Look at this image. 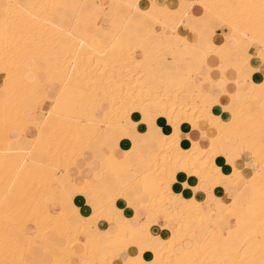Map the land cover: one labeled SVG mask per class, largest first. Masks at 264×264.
Returning <instances> with one entry per match:
<instances>
[{"label": "bare ground", "instance_id": "6f19581e", "mask_svg": "<svg viewBox=\"0 0 264 264\" xmlns=\"http://www.w3.org/2000/svg\"><path fill=\"white\" fill-rule=\"evenodd\" d=\"M82 1L3 0L0 264H114L123 257V264H264V172L256 169L244 175L242 169L248 166L240 153L249 152L264 166V114L255 116L245 102L235 106L243 86L222 88L218 98L195 79L201 73L203 81L216 89L218 82L209 72L218 62L243 76L244 65L252 62L247 54L254 47L255 59L264 60V0H180L175 6L146 0V8L140 7V0H109V15L105 12L102 22L88 23L77 34V15L95 13L85 11ZM184 1L185 9L180 7ZM195 3L203 8L200 15L190 12ZM59 10L61 18L72 11L68 28L55 21ZM213 19L221 21L226 31L216 34ZM155 24L167 33L160 34L155 49L142 48L139 43L147 40ZM62 33L66 41H61ZM229 38L237 45L230 46ZM139 49L149 61L136 55ZM166 50L172 57H165ZM161 57L163 76L151 72ZM42 72L45 79L38 76ZM217 75L227 85L235 83L226 71ZM246 79L264 102V76L257 83ZM78 99L94 101L97 108L89 115L74 110ZM249 99L256 101L253 95ZM139 113L147 125L135 119ZM27 128L33 132L30 138ZM133 130L151 135L139 143ZM12 131L17 132L15 137ZM109 138H115L114 147L107 145ZM24 139L28 147L22 146ZM121 139L130 140L131 146L119 157L114 149ZM93 143L99 148L93 149ZM84 151H91L106 166L99 182L105 197L111 195L108 202L94 190L96 182L86 178L84 185L72 184L73 193L67 189L72 183L68 168ZM207 179L211 190L223 183L242 185L259 201L249 213L245 204L251 195L240 204L235 194L221 213L205 212L195 192ZM188 191L192 193L183 199ZM75 193L82 203L94 199L98 206L87 208L84 215L78 199H73ZM118 199L132 209L141 206L134 219H117L107 211ZM51 202L57 211L50 209ZM66 203L72 207L69 213L62 209ZM158 216L167 224L159 226ZM228 217L240 222L229 237L220 226ZM73 218L80 224H73ZM83 223L96 231L94 237L82 231ZM27 224L44 235L43 241L34 240Z\"/></svg>", "mask_w": 264, "mask_h": 264}, {"label": "crops", "instance_id": "0c3cea01", "mask_svg": "<svg viewBox=\"0 0 264 264\" xmlns=\"http://www.w3.org/2000/svg\"><path fill=\"white\" fill-rule=\"evenodd\" d=\"M163 1L165 3L171 5V6H175L178 4V2H181L180 0H163ZM188 1H192V0H188ZM229 1L234 3L237 0H229ZM185 2L186 1H184L182 4H180V7L183 9L186 8ZM0 3H1L0 4V16H2L3 12H2L1 7L3 4V0H0ZM108 5H109V0H83L82 1V7L85 9V11H87V12L95 11V13H94V15H90V17L89 16L87 17V15L84 13L77 15L79 25H77L75 32L77 34H81L85 31V25L86 24L94 23V22H98V23L102 22L103 21V19H102L103 14H106V13L108 14V12H107V6ZM139 5L142 8H144V7L146 8V7H148L149 4L147 3L146 0H140ZM194 10H196V11H194ZM190 12L191 13L193 12V14H195V15H200V13L203 12V8L199 4L195 3L194 5L191 6ZM62 14H63V12L61 10H59L57 12V14L55 15V21L59 22L64 28H68L70 25L69 19H71L73 17V13H72V11L67 12L66 13L67 15H65V18L62 17L64 19L61 18V16H63ZM210 23H211V28H213V30L215 31L216 34H221L224 31H226V27L223 25V23L221 21H216L215 19H213L210 21ZM148 24H146V25H148ZM207 32H208V30H207ZM165 33H167L166 29H164L162 26H160L158 24H155L153 26L152 31L147 35L148 36L147 40L141 41L139 44L142 46V48H145V49H147L149 47L152 49H155L157 47L158 43H161V40L159 38L160 34H165ZM189 33H190V30L187 31V36H189L188 35ZM60 39H61V41H66V36L62 33L60 35ZM190 39L192 41H194L196 39V37L194 35H190ZM227 42L230 46L237 45V43L235 44V42L233 41L232 38H229ZM134 44H136V42H134ZM256 50H257V48L254 47L252 49V53H255ZM56 52L58 54H60L61 49L56 48ZM252 53L247 54L248 60L252 61V62L244 65V67L242 69V75L243 76H238V74L233 69H230V68L228 69L227 65L223 61L218 62L217 67L213 68L211 70V72H209L210 76L216 78V81L218 82V88H216V89H213L208 82L203 81L204 79H203V76L201 73H197L195 75V79H196V81L198 80L197 82L202 84V87L204 89L210 90L212 94L215 93V95L214 94L213 95L215 97H218V98L222 97V94L220 91V89H222V88L226 87L228 90L231 91L234 89L235 84L243 86L244 90L240 91L237 94V100L234 102L235 106H239V104L241 102H245L246 108H248L255 116H260V115L264 114V102L255 96V93H253L252 86L249 83V81L246 79V77H251L250 82H252V83L260 82L264 76V60L258 61L257 59H255V55H253ZM136 55L138 57L144 58L147 61L150 60L149 55H146L144 53V49L137 50ZM172 55H173V53L170 52L169 50L165 51V57L166 58L172 57ZM163 63H164V59L162 57L159 58L158 62L151 66V72L153 74H156V75L159 74V75L163 76L162 75V69H161V66L163 65ZM32 66L33 65L31 64L30 67L32 68ZM222 70L226 71V76L229 78L230 81H234L235 83H230L229 85H227V82L225 80H221V77L220 76L218 77L217 74L219 73V71H222ZM202 72H206V70L203 69ZM38 76L40 79L46 78V76L43 72L39 73ZM55 86H54V88L56 89L57 86L56 87ZM50 93H51V95L54 94V92H50ZM251 95H253V98L256 101H250L249 97ZM231 104H232L231 101L227 102L228 106H230ZM47 106H48V102H45L43 107L46 108ZM75 108H78V109L82 110L85 114L89 115L95 108H97V105H96V102H94V101L88 103L86 101L78 99L76 102V106L74 107V110H75ZM25 115H26L27 119H31L33 117L30 112H27ZM135 119H138L143 125H147V121H146V119L142 113H139V116L135 117ZM157 119H158V122L160 124H163V118L162 117L157 116ZM141 132H138V130L131 131L132 136L136 142L140 143L141 141L148 139L151 135L150 132L147 130L141 131ZM11 134H12V136L15 137L17 135V132L12 131ZM25 135L27 138L32 137L33 132L30 130V128L26 129ZM197 136H198V134L193 135L194 138H196ZM26 141H27L26 139L22 140V146L23 147H26V146L28 147L29 143ZM106 143L109 147L110 146L114 147L115 138L107 139ZM118 145L119 146H117L114 149V152L117 153L118 155L117 154L116 155L120 157V156H122L123 152L131 146V141L128 139H121ZM96 147L99 148V144L93 143V149H95ZM104 149L107 150V146H104ZM118 151H120V152H118ZM143 153L145 155H147L149 152H148V150L143 149ZM240 153H241V155H243L242 160L246 161L247 166H248V169L243 170V174L248 175L256 169H260L261 171L263 170L262 173L264 172V169H263L264 166H262V165L260 166L256 161H253L249 157L248 154H245V152L243 150ZM77 158L68 168V175L69 176L72 175V176H70L71 182H72V183H70L71 185L69 183L67 184V189L69 190V193H73V191H74L72 188L73 185H75V186L84 185L85 178H86L89 181H91L92 183L96 182L94 184L95 187L93 186L94 190L101 192L104 196L103 201L108 202L111 199V195H109L108 197L107 196L105 197V195L103 193L104 184L99 182V180H102L104 178L105 174L107 173V170L105 169L106 166L103 163H101L98 159L94 158L93 153H91V151H84ZM93 160L95 162H93ZM133 161H136V159H133ZM218 163L221 164L225 170H227L226 168H228V167L224 164V161L222 158L218 159ZM89 165L91 167H89ZM71 170H73V171H71ZM207 180L205 181L206 183L203 182L202 183L203 185L201 184L200 189L195 192V198L201 200L200 208L205 212L213 213V214L221 213V211L224 208V205L226 203H228L229 201H231L235 194L238 195L237 198H238V201L240 204H244L247 197H249L251 195L249 202H247L245 204V209L249 213L252 212V210H253L252 205L259 201V196H257L256 194H252L253 192L251 189L245 188L242 185H238L237 187H235L231 184L223 183L219 188H217L215 190H211V188L208 185L209 180L208 181ZM77 182H78V184H77ZM191 193H192V191H188L186 194L182 195L181 197L183 199H186V198H188V196ZM217 197L219 198L218 201H216ZM79 198H80L79 193H75V195H73V199H75V200L78 199L77 205H78L79 209L82 208L81 211L84 215L88 214L89 210L93 206L96 207L99 204V201L94 200V199H92L91 204H87L85 202L82 203L79 200ZM140 207H141L140 205H137L134 207V209H132V206L129 203L127 204L126 201H122V200L118 199L116 201V203H114L113 208L110 207V205H108L107 211L109 213H112L113 215L115 214L117 219H120L118 216H120V217H126L127 216L131 219H134V217H135L134 211H135V209H139ZM84 208H86V209H84ZM50 209L55 212L58 210V207H57V205H55L54 202H51L50 203ZM62 209L65 212L69 213V212H71L72 207L70 204L66 203L62 206ZM150 218L152 219V216ZM144 219H145L144 215H141L139 217V221H141V222ZM156 219H157L159 226H163V225L167 224V221H166L165 217H163V216H158ZM71 221L75 225L80 224V220H78V219L73 218ZM97 224L103 228H105L107 225L103 221H98ZM227 224H228V226H227ZM239 225H240L239 220L237 218H234V217H228L225 220L221 221V223H220V226L223 230V233L227 237H229L233 233L232 230L238 228ZM27 227H28V230L30 231L31 234L36 233V230L34 228H31L30 224H27ZM81 228H82V231L84 233H86L88 236L94 237L96 235V231L92 230L87 224H85L84 226L82 224ZM150 228H151V226H150ZM239 234L242 237L241 231H239ZM24 238L25 237L23 236L22 239H24ZM156 242H158V241H156ZM157 244H159V242ZM189 245H190V243L186 244V246H189ZM40 256L35 255V257H40ZM146 257H147V259H150V257L148 255ZM123 261H125V257H123V260L122 259H119V261L116 260L114 262V264H123Z\"/></svg>", "mask_w": 264, "mask_h": 264}, {"label": "rangeland", "instance_id": "374dc122", "mask_svg": "<svg viewBox=\"0 0 264 264\" xmlns=\"http://www.w3.org/2000/svg\"><path fill=\"white\" fill-rule=\"evenodd\" d=\"M31 63H32V61H30ZM33 64V63H32ZM3 74H2V70H0V78H1V76H2ZM4 76V75H3ZM57 86V85H56ZM97 112H98V115H100V113H99V111H96L95 113H96V115H97ZM245 154H248L249 155V157L250 158H252L251 157V154L248 152H245ZM254 161V160H253ZM257 162V161H256ZM242 173H243V169H242ZM245 175V174H244ZM46 197V196H45ZM44 197V198H45ZM85 225V223H83V226ZM35 229V228H34ZM38 231H36V233L34 234V240L35 241H38V242H40V241H43V239H44V235H43V237H42V235H41V233L40 232H38ZM36 234H37V236H36ZM36 250V249H35Z\"/></svg>", "mask_w": 264, "mask_h": 264}]
</instances>
